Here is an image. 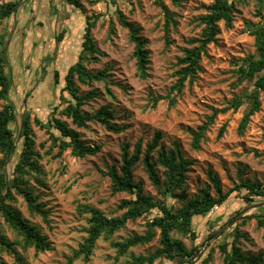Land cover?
Masks as SVG:
<instances>
[{
  "label": "rangeland",
  "instance_id": "374dc122",
  "mask_svg": "<svg viewBox=\"0 0 264 264\" xmlns=\"http://www.w3.org/2000/svg\"><path fill=\"white\" fill-rule=\"evenodd\" d=\"M157 1L79 0L81 6L75 7L63 0H22L18 10L0 22V51L6 44L13 77L10 97L19 110L21 101L27 100L24 108L30 113L35 148L43 154L40 164L47 181L43 185L30 179L29 185L50 209L49 223L39 214H30L24 198L16 194V205L23 215L37 224L52 243V249L38 257H34L32 248L29 249L28 264H66L67 257L86 236L87 214L78 211L79 204L89 203L114 216L125 211L118 205L123 199H130L131 194L124 191L112 194L111 178L105 173L112 165L119 168L123 142L130 143L132 152L135 144L142 141L144 151L157 130L163 132L161 143L166 148L170 149L177 143L182 154L193 160L184 185L189 198L208 186L215 195L208 177L209 169L219 175L224 192L233 189L241 180L264 183V90L259 91V110L251 116L243 134L238 130L249 105L247 95L255 90V81L264 71L242 81H239L237 71L244 59L257 56L255 36L251 31L264 25V0H233L238 11L235 12L232 27H227L224 21L219 22L217 40L208 44L202 55V70L192 84L185 81L182 94L177 95L174 106H170L167 98L153 106L152 98L177 93L172 86L178 78L176 70L181 66L178 60L184 55L185 48L193 46L188 40L201 34L204 24L198 17L208 12L212 0H163L172 15L171 19ZM118 11L138 25L141 35L148 40L150 63L146 78L137 75L134 43L129 39L128 29L120 23ZM97 13L104 14L97 20L91 34L101 53L96 54V60L85 64L95 72L107 68L109 82H81L77 76L75 82L81 93L90 90L97 93L83 105L85 113L93 115L100 107L110 105L114 121L124 125L125 130L115 133L96 120L89 121L87 127H79L71 118L57 111L51 118H59L77 130L87 144L101 145L98 153L83 158L72 155L67 149L60 160L53 157L58 148L51 147L50 133L47 128L36 124L35 117L47 122L46 111L60 103L59 88L63 83L54 86L53 71L56 68L63 76L68 66L78 59L87 16ZM57 34H62V40L55 38ZM234 97H243L244 104L237 109L231 106L227 111L219 112L209 125L201 149H194L189 128L196 129L203 124L213 108L229 107ZM4 103L0 100V108ZM221 127L225 130L219 137ZM156 155L157 150L153 157ZM157 168L163 179V168ZM134 180L140 181L144 192L155 199L165 198L168 204L175 207L181 205L176 197L160 195L141 162L135 166ZM244 193L245 189L231 192L222 207L211 210L209 218L213 220L214 228L227 222L214 232L209 242L240 217L263 211L264 202L259 198L250 206H238ZM150 218L148 214L128 220L114 238L122 240L144 233ZM0 221L7 237L13 238V232L2 218ZM195 228L201 240L209 232V222L196 223ZM239 229L244 235L241 238L244 252L249 255L263 253L264 258V228L257 226L256 218L248 219L245 224L239 225ZM173 236L191 247L189 238L177 231L173 232ZM159 238L158 231L151 242L138 244L130 251L143 254L153 251L160 246ZM114 255L115 249L110 241L101 238L89 262L78 259L72 264H129V256L114 262ZM0 256L5 264H16L6 252H0ZM222 262L223 254L216 247L208 264ZM158 264L172 263L162 259Z\"/></svg>",
  "mask_w": 264,
  "mask_h": 264
},
{
  "label": "trees",
  "instance_id": "16d2710c",
  "mask_svg": "<svg viewBox=\"0 0 264 264\" xmlns=\"http://www.w3.org/2000/svg\"><path fill=\"white\" fill-rule=\"evenodd\" d=\"M21 1L0 0V22L11 17L18 10ZM63 1L75 7L81 6L79 0ZM157 2L168 19H171L172 15L163 0ZM237 11L233 0H212L208 6V12L198 17L200 23L204 24L201 34L188 40L193 46L185 48L184 55L178 60L181 66L176 70L178 78L172 86V89L177 90V93L175 95L168 93L154 96L152 98L153 106L165 98L169 100L170 106L177 103V95L182 94L185 81L188 80L192 84L197 79L198 72L202 70V55L206 52L208 44L217 40V36L220 34L219 22L224 21L227 27H232ZM103 14L97 13L87 16L78 59L68 66L64 75L61 76L56 68L53 71L54 86L63 83L59 88L60 103L46 111L48 114L47 122L38 116L35 117L36 124L41 128H47L50 133L51 147L58 148L53 157L60 160H62L63 153L67 149L71 150L72 155L83 158L98 153L101 150V145L87 144L82 140L81 134L77 130L70 128L59 118H51L57 111L71 118L73 123L79 127H87L89 121L96 120L115 133L125 130L124 125H119L114 121L115 115L110 105L100 107L93 115L85 113L82 108L83 105L97 93L93 90L81 93L75 82L76 76L81 82L93 80L109 82L107 68L95 72L88 69L85 64L96 60V54L101 53L91 31ZM118 14L120 23L128 29L129 39L134 43L133 54L136 58L137 75L146 78L150 63L148 40L141 35L140 27L128 20L122 11H118ZM251 32L255 36L257 56H249L239 65L237 70L239 81L245 78H253L258 72L264 71V25L256 27ZM55 38L59 41L62 40V34H57ZM167 42H169L168 37ZM5 49L6 44L0 51V100L5 101L0 108V153L2 154L0 157V218L3 219L14 236L11 239L7 237L0 221V252H6L16 264H28L27 252L29 249L32 248L34 257H38L41 253L52 249V243L37 224L23 215L16 205V194L24 198L30 214L41 215L47 223L50 221V209L47 208L45 202L39 200L40 195L36 194L29 185L30 179H34L39 184H47L46 173L40 164L43 154L35 148L36 140L30 113L24 108V103L27 100L21 101L22 107L19 110L10 97L13 77L8 53ZM46 59L48 60V58ZM255 87V90L247 95L249 105L238 127L240 134L244 133L251 116L260 108L258 96L259 91L264 90V73L256 79ZM107 90L112 94L109 87ZM65 92L70 97L64 95ZM242 104H244L243 97H234L229 107L213 108L212 114L207 116V120L203 124H200L196 129L189 128L192 135L191 146L194 149H201V143L204 141L209 125L216 115L219 112L227 111L231 106L237 109ZM224 128L221 127L219 137L222 136ZM162 138L163 132L157 130L144 151H142V141L135 144L132 152L129 142L122 143L119 168L112 165L105 174L111 178L112 194L122 191L131 194L130 199H123L118 205V208L125 209V211L121 215L114 216L108 215L97 206L89 203L79 204L78 211L81 214H87V226L84 228L86 236L79 242L72 254L67 257L66 264H72L78 259L85 263L89 262L101 238L109 240L115 249L114 262L129 256V264H158L162 259H167L172 264H208L214 249L218 247L223 254L221 264H264L263 253L249 255L244 252L241 246V238L244 235L239 229V225L245 224L251 218H256L257 226L264 228V207H262L261 213H251L240 217L229 228L222 230L215 240L206 243L214 232L222 228L227 222L218 224L219 221H217L216 224L218 225L214 228L215 224L209 218L212 214L211 209L215 205L217 208L222 207L231 192L241 189H245L246 193L243 194L242 201L239 202L238 206L255 204L258 201L257 198L264 202V183L241 180L233 189L224 192L219 175L209 169L208 177L215 189V195L211 193L208 186L201 188L196 195L189 198L184 185L193 160L182 154L177 143H174L170 149L166 148L161 143ZM156 150L157 155L154 158L153 153ZM139 162L142 163L160 195L176 197L181 202L179 207L168 204L165 198L157 200L144 192L142 183L134 180L135 166ZM7 165H9V169ZM158 166L163 168V179L158 172ZM148 214L151 215V218L148 219L147 229L144 233L133 234L122 240L114 238V235L126 225L128 220H135ZM206 220L209 222V232L205 238L200 240V233L195 228V224H202ZM158 231L160 246L145 254L130 251L132 247L138 244L151 242ZM174 231L189 238L191 247L188 248L181 239L174 237ZM197 253L199 254L197 255ZM0 264H5L1 256Z\"/></svg>",
  "mask_w": 264,
  "mask_h": 264
},
{
  "label": "built area",
  "instance_id": "2783aa9c",
  "mask_svg": "<svg viewBox=\"0 0 264 264\" xmlns=\"http://www.w3.org/2000/svg\"><path fill=\"white\" fill-rule=\"evenodd\" d=\"M217 208V205H215L211 210L213 211L214 209H216Z\"/></svg>",
  "mask_w": 264,
  "mask_h": 264
},
{
  "label": "water",
  "instance_id": "95a60500",
  "mask_svg": "<svg viewBox=\"0 0 264 264\" xmlns=\"http://www.w3.org/2000/svg\"><path fill=\"white\" fill-rule=\"evenodd\" d=\"M208 242H209V240L206 243H208Z\"/></svg>",
  "mask_w": 264,
  "mask_h": 264
}]
</instances>
